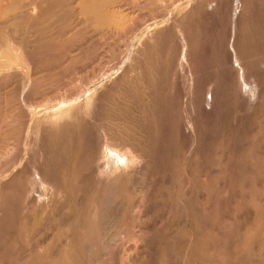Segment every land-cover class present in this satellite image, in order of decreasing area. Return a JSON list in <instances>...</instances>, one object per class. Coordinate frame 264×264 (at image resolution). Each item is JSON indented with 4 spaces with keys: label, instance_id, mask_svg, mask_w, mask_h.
Here are the masks:
<instances>
[{
    "label": "rangeland",
    "instance_id": "obj_1",
    "mask_svg": "<svg viewBox=\"0 0 264 264\" xmlns=\"http://www.w3.org/2000/svg\"><path fill=\"white\" fill-rule=\"evenodd\" d=\"M16 1L0 0V38L23 44L0 52V264H264V0H40L39 21ZM90 102L95 124L79 113ZM62 107L73 125L36 137ZM102 139L121 156L115 181L97 178Z\"/></svg>",
    "mask_w": 264,
    "mask_h": 264
},
{
    "label": "bare ground",
    "instance_id": "obj_2",
    "mask_svg": "<svg viewBox=\"0 0 264 264\" xmlns=\"http://www.w3.org/2000/svg\"><path fill=\"white\" fill-rule=\"evenodd\" d=\"M5 1V0H4ZM4 1L3 0H1V3L3 2L4 3ZM44 1V0H43ZM49 1V0H48ZM85 1V0H84ZM87 1V0H86ZM85 1V2H86ZM94 1H96V0H94ZM93 1V2H94ZM103 1V0H102ZM111 1V0H110ZM162 1V0H161ZM252 1H254V0H252ZM261 1V0H260ZM52 2V1H51ZM106 2V1H105ZM160 2V1H159ZM198 2V1H197ZM43 3V2H42ZM41 2H40V0H17L16 1V8H17V13L19 14V15H21V16H25V15H29V18H30V16H32V17H34L35 15L34 14H36L35 13V10L37 9V8H40L41 7V4H42ZM99 3V2H98ZM157 3V2H156ZM217 3V2H216ZM86 4H90V2L89 3H86ZM86 4H84L85 6H87ZM92 4H94V3H92ZM91 4V5H92ZM258 4V3H257ZM5 5V4H4ZM96 5V4H95ZM94 5V6H95ZM102 5V4H101ZM200 5V4H199ZM204 5V4H203ZM217 5V4H216ZM1 6H2V4H1ZM43 6H44V4H43ZM45 6H47V5H45ZM57 6V5H56ZM83 6V5H82ZM90 6V5H89ZM201 6V5H200ZM58 7V6H57ZM60 7V6H59ZM84 7V6H83ZM93 7V6H92ZM96 7V6H95ZM145 7V6H144ZM147 7V6H146ZM167 7H168V5H167ZM205 7H207V6H205ZM238 7V6H237ZM44 7H42V8H40L41 10L43 9ZM94 8V7H93ZM102 8V7H101ZM100 8V9H101ZM123 8V7H122ZM239 8V7H238ZM86 10H87V7L85 8ZM84 9V10H85ZM90 9V8H89ZM95 9V8H94ZM242 9V8H241ZM93 10V9H92ZM92 10H91V12H89V13H93L92 12ZM173 10V9H172ZM220 10V9H219ZM262 10V9H261ZM46 11V10H45ZM94 11V10H93ZM102 11H103V9H102ZM112 11V10H111ZM244 11V10H243ZM39 12H40V10H39ZM85 13H86V11H84ZM83 12V13H84ZM100 12V11H99ZM241 12V11H240ZM259 12H260V10H259ZM106 13V12H105ZM111 13V12H110ZM113 13H115V12H113ZM155 13V12H154ZM46 14V13H45ZM44 13L43 14H40V15H45ZM55 14V13H54ZM97 14V13H96ZM95 14V15H96ZM119 14V13H118ZM165 14V13H164ZM256 14H258L257 12H256ZM261 14V13H260ZM34 15V16H33ZM170 15V14H169ZM237 15V14H236ZM255 15V14H254ZM263 16H264V13L262 14ZM11 16V15H10ZM58 16V15H57ZM99 16H102V15H99ZM98 16V17H99ZM113 16V15H112ZM111 16V17H112ZM162 16V15H161ZM241 16V15H240ZM251 16H253V15H251ZM255 16H257V15H255ZM28 17V16H27ZM35 17H37V16H35ZM34 17V18H35ZM53 17H54V15H53ZM97 17V18H98ZM103 17H104V15H103ZM259 17H261V16H259ZM3 18V17H2ZM41 18V17H40ZM99 18H101V17H99ZM107 18H108V15H107ZM106 18V19H107ZM255 18H257V17H255ZM6 19V18H5ZM12 19V18H11ZM35 19H37V21H39V17H37V18H35ZM104 19V18H103ZM113 19H114V17H113ZM261 19H262V17H261ZM264 19V18H263ZM1 20V19H0ZM30 20H34L33 18H31ZM107 20H110V17H109V19H107ZM106 20V21H107ZM148 20V19H147ZM152 20V19H151ZM170 20V19H169ZM253 20V19H252ZM258 20V19H257ZM2 21V20H1ZM45 21V20H44ZM105 21V22H106ZM172 21V20H171ZM182 21V20H181ZM103 22V21H102ZM237 22V23H236ZM32 23V22H31ZM38 23V22H37ZM99 23V22H98ZM148 23V22H147ZM232 23V22H231ZM251 23H252V21H251ZM258 23V22H257ZM4 24V23H3ZM43 24V23H42ZM104 24V23H103ZM236 24L238 25V21H237V18H236V20H234V27H233V29H234V36H235V33H236V31L238 32V30L236 29ZM261 24V23H260ZM264 24V23H263ZM6 25V24H5ZM11 25V24H10ZM14 25V24H13ZM165 25V24H164ZM254 25V24H253ZM17 26H18V24H17ZM17 26H16V28H17ZM35 26V25H34ZM41 26V25H40ZM100 26H102V25H100ZM262 26V25H261ZM3 27V26H2ZM20 27V26H19ZM163 27V26H162ZM172 27H174V25H172ZM240 27V26H239ZM242 27V26H241ZM254 27V26H253ZM252 27V28H253ZM260 27V26H259ZM14 28H15V26H14ZM142 28V27H141ZM164 28H166V26L164 27ZM176 28V27H175ZM248 28V27H247ZM262 27H260V29H261ZM157 29V28H156ZM246 29V28H245ZM250 29V28H249ZM256 29H257V27H256ZM259 29V28H258ZM242 30V29H241ZM10 31V30H9ZM15 32L17 31L18 32V30L16 29V30H14ZM148 31H149V29H148ZM153 31V30H152ZM151 30H150V34L152 35V32ZM181 31V30H180ZM184 31V30H183ZM240 31V30H239ZM260 30H258V32H259ZM263 31V30H262ZM185 32V31H184ZM243 32V31H242ZM247 32V31H246ZM261 32V31H260ZM5 33H6V31H5ZM7 33H8V31H7ZM148 33V32H147ZM154 33V32H153ZM156 33V32H155ZM158 33V32H157ZM248 33V32H247ZM251 33H253V32H251ZM255 33V35H256V32H254ZM14 34V33H13ZM16 34V33H15ZM18 34V33H17ZM25 34V33H24ZM164 34V33H163ZM246 34V33H245ZM20 35V34H19ZM41 35V34H40ZM144 35V34H143ZM151 35H147L148 37H150ZM154 35V34H153ZM151 36V37H153V38H151V41H152V39H154V37H156L155 35L154 36ZM187 35V34H186ZM236 35H238V34H236ZM241 35V34H240ZM254 35V36H255ZM8 37L10 36V35H7ZM6 35H4L2 38H0L1 39V41H0V52H2V53H4L3 51H8L9 50V48H10V46L13 44V43H16V42H13V40H9L8 39V37H7ZM16 36V35H15ZM14 36V37H15ZM18 36V35H17ZM25 36V35H24ZM52 36V35H51ZM157 36H158V34H157ZM185 36V35H184ZM239 36V35H238ZM263 36V35H262ZM27 37V36H26ZM139 37V36H138ZM189 37V36H188ZM249 37V36H248ZM251 37V36H250ZM259 37V36H258ZM18 38V37H17ZM260 38V37H259ZM258 38V40H260ZM149 39L150 38H148L147 40L149 41ZM232 39V38H231ZM234 39H235V37H234ZM234 39H233V53H234V56H232L233 57V59L232 60H234L235 61V63L237 62V64L238 65H236V66H238V70H239V72L241 73V75L242 76H244L243 75V73H244V69H245V66L248 64V63H250L248 60H247V63H246V59L244 60V53L242 54V53H239L238 54V51H237V46L235 45V42H234ZM251 39H252V37H251ZM254 39V38H253ZM255 39H257V38H255ZM255 39H254V41H255ZM21 40V39H20ZM24 40H25V38H24ZM41 40V39H40ZM144 40L146 41V36H145V38H144ZM167 40V39H166ZM249 40V39H248ZM10 41H12L13 43L11 44L10 43ZM16 41V40H15ZM30 41V40H29ZM154 41V40H153ZM152 41V42H153ZM236 41H237V38H236ZM25 42V41H24ZM43 42V41H42ZM50 42V41H49ZM136 42V41H135ZM158 42V41H157ZM243 42H244V39H243ZM261 42V41H260ZM19 43V42H18ZM18 43H16V44H18ZM21 43V42H20ZM19 43V44H20ZM27 43V42H26ZM46 43V42H45ZM47 43H48V41H47ZM150 43V42H149ZM148 43V44H149ZM168 43V42H167ZM166 43V44H167ZM242 43V42H241ZM248 43V42H247ZM250 43V45H251V42H249ZM248 43V44H249ZM253 43V42H252ZM22 44V43H21ZM33 44V43H32ZM38 44V43H37ZM130 44V43H129ZM128 44V45H129ZM140 44V43H139ZM144 44H145V42H144ZM150 44H152V43H150ZM237 44V43H236ZM256 44H257V42H256ZM264 44V43H263ZM15 45V44H14ZM36 45V44H35ZM44 45V44H43ZM141 45V44H140ZM156 45V44H155ZM244 45V44H243ZM247 45V44H246ZM261 45V44H260ZM18 46H20V49H23V44H22V47H21V45H18ZM29 46V45H28ZM51 46V45H50ZM166 46V45H165ZM12 47V46H11ZM24 47H25V45H24ZM127 47V46H126ZM151 47V46H150ZM185 47V46H184ZM220 47V46H219ZM244 47V46H243ZM259 47V46H258ZM26 48H28V47H26ZM223 48V47H222ZM254 48H255V46H254ZM260 48V47H259ZM18 49H19V47H18ZM18 49H16V50H18ZM124 49V48H123ZM136 49V48H135ZM231 49V48H230ZM29 50V49H28ZM162 50H163V47H162ZM243 50V49H242ZM244 50H245V47H244ZM246 53L248 52V50H250V49H248V48H246ZM254 50V49H253ZM255 50H256V48H255ZM10 51H12L11 49H10ZM9 51V52H10ZM20 51V50H19ZM124 51V50H123ZM135 51V50H134ZM140 51V50H139ZM252 51V50H251ZM257 51H258V48H257ZM260 51H261V49H260ZM13 52V51H12ZM11 52V53H12ZM17 52V54H18V51H16ZM21 52V51H20ZM23 52V51H22ZM133 52V51H132ZM240 52V51H239ZM243 52V51H242ZM245 52V51H244ZM253 52V51H252ZM6 53H8V52H6ZM25 53V52H24ZM24 53L22 54V55H24ZM31 53V52H30ZM37 53V52H36ZM36 53H34L35 55H37ZM125 53V52H124ZM138 53V52H137ZM250 53V52H249ZM260 53V52H259ZM5 54V53H4ZM9 54V53H8ZM17 54H15V55H17ZM28 55H30L31 56V54H29V53H27ZM33 54V53H32ZM132 54V53H131ZM130 54V55H131ZM164 54V53H163ZM240 54H242V55H240ZM253 54H255V52L253 53ZM262 54V53H261ZM260 54V55H261ZM0 55H2V54H0ZM14 55V56H15ZM133 55H135V54H133ZM248 55V54H247ZM250 56H251V54H249ZM248 55V56H249ZM6 56V55H5ZM17 56H19V55H17ZM29 56V57H30ZM33 56V55H32ZM38 56V55H37ZM132 56V55H131ZM250 56H249V58H250ZM258 56V55H257ZM262 56V55H261ZM264 56V55H263ZM3 57V56H2ZM11 57V59H12V57L13 56H10ZM184 57V56H183ZM187 57V56H186ZM228 57V56H227ZM246 57V56H245ZM260 57V56H259ZM26 58V57H25ZM34 58H35V56H34ZM33 58V59H34ZM99 58V57H98ZM132 58V57H131ZM136 58V57H135ZM152 58H154V57H152ZM158 58V57H157ZM226 58V57H225ZM254 58V57H253ZM253 58H251V60L253 61H256L255 59H253ZM2 59V58H1ZM4 59L5 60H7L8 62H9V60L8 59H6L5 57H4ZM18 59V58H17ZM130 59V58H129ZM222 59V58H221ZM259 59V58H258ZM262 59H263V57H262ZM14 60H16V56H15V59ZM228 60V59H227ZM260 60V59H259ZM264 60V59H263ZM0 61H2V60H0ZM25 61H26V59H25ZM28 61V60H27ZM226 61V60H225ZM229 61V60H228ZM231 61V60H230ZM4 64H5V62H4V60L2 61ZM17 62V61H16ZM20 62V61H19ZM29 62V61H28ZM34 62H35V60H34ZM119 62V61H118ZM131 62V61H130ZM129 62V63H130ZM154 62V61H153ZM188 62V61H187ZM233 62V61H232ZM2 63V64H3ZM10 63H11V61H10ZM10 63H8V66H6L7 68L8 67H10L9 66V64ZM128 63V62H127ZM138 63V62H137ZM140 63V62H139ZM181 63V62H180ZM256 63V62H255ZM262 63V62H261ZM264 63V62H263ZM1 64V65H2ZM34 64V63H33ZM166 64V63H165ZM257 64V63H256ZM21 65V64H20ZM144 65V64H143ZM250 65V64H249ZM251 65H252V63H251ZM258 65V64H257ZM259 65H260V61H259ZM132 66V65H131ZM156 66V65H155ZM256 66V65H255ZM261 66V65H260ZM262 66H263V64H262ZM2 67H4V65L2 66ZM2 67H0V68H2ZM157 67V66H156ZM250 67V66H249ZM252 67H254V66H252ZM264 67V66H263ZM20 68V67H19ZM31 68V67H30ZM155 68V67H154ZM161 68H162V66H161ZM171 68V67H170ZM255 68V67H254ZM259 68V67H258ZM257 68V69H258ZM6 69V68H5ZM10 69H11V67H10ZM32 69V68H31ZM104 69V68H103ZM102 69V70H103ZM147 69V68H146ZM224 69V68H223ZM246 69H247V67H246ZM253 69V68H252ZM21 70H23V69H21ZM138 70V69H137ZM157 70V69H156ZM231 70V69H230ZM2 71V70H1ZM146 71V70H145ZM223 71V70H222ZM232 71V70H231ZM246 71V70H245ZM257 71V70H256ZM9 72V71H8ZM121 72V71H120ZM152 72V71H151ZM159 72V71H158ZM201 72V71H200ZM199 72V73H200ZM249 72V71H248ZM252 72V71H251ZM17 73H19V72H17ZM139 73V72H138ZM146 73V72H145ZM228 73V72H227ZM230 73V72H229ZM1 74V73H0ZM4 74H5V72H4ZM7 74V73H6ZM6 74H5V76H6ZM10 74H12V73H10ZM232 74V73H231ZM237 74V73H236ZM248 74V73H247ZM246 74V75H247ZM253 74V73H252ZM14 75H16V74H14ZM14 75H13V77H14ZM18 75V74H17ZM20 75V74H19ZM26 75V74H25ZM192 75V74H191ZM233 75V74H232ZM2 76H4L3 75V73H2ZM9 76V75H8ZM29 76V75H28ZM145 77V76H144ZM207 77V76H206ZM246 77V76H245ZM244 77V78H245ZM261 77V76H260ZM259 77V79H261ZM1 78V77H0ZM6 78V77H5ZM20 78V77H19ZM29 78V77H28ZM31 78V77H30ZM163 78H164V76H163ZM216 78V77H215ZM232 78V77H231ZM258 78V77H257ZM18 79V78H17ZM23 79V78H22ZM148 79V78H147ZM156 79H157V77H156ZM6 80V79H5ZM16 80V79H15ZM21 80V79H20ZM27 80H29V79H27ZM144 80V79H143ZM161 80H163V79H161ZM251 80H252V78H251ZM264 80V79H263ZM1 81V80H0ZM195 81V80H194ZM236 81V80H235ZM238 81V80H237ZM31 82H33V81H31ZM31 82H30V85H31ZM161 82V81H160ZM241 82V81H240ZM256 82H257V80H256ZM261 82V81H260ZM259 82V83H260ZM14 83V82H13ZM21 83V82H20ZM111 83V82H110ZM239 83V82H238ZM160 84H162V83H160ZM231 84V83H230ZM263 84V83H262ZM6 85V84H5ZM27 85V84H26ZM149 85H151V84H149ZM163 85V84H162ZM238 85V84H237ZM241 86H242V89H243V91H244V93L245 94H249V95H252V93H253V83H252V81L251 82H248V80H246V78L245 79H243L242 80V84H241ZM200 87V86H199ZM204 87V86H203ZM215 87V86H214ZM236 87V86H235ZM19 88H20V86H19ZM99 88H100V86H99ZM98 88V89H99ZM5 89V88H4ZM151 89H153V88H151ZM221 89V88H220ZM30 90V89H29ZM203 90V89H202ZM27 92H28V90H26ZM152 91V90H151ZM204 92H205V90H203ZM23 92V91H22ZM29 93V92H28ZM103 93H105V92H103ZM108 93V92H107ZM151 93V92H150ZM206 93H208V92H206ZM213 93V92H212ZM219 93V92H218ZM97 94H99V92L97 93ZM106 94V93H105ZM154 94V93H153ZM244 94V95H245ZM205 95V94H204ZM255 95V94H254ZM21 96H22V94H21ZM30 96V95H29ZM98 96V95H97ZM96 96V97H97ZM100 96V95H99ZM103 96V95H102ZM107 96V95H106ZM105 96V97H106ZM192 96V95H191ZM211 96V95H210ZM28 97V96H27ZM32 97V96H31ZM159 97V96H158ZM163 97V96H162ZM200 97V96H199ZM22 98V97H21ZM29 98V97H28ZM160 98V97H159ZM158 98V99H159ZM168 98V97H167ZM219 98V97H218ZM250 98V96L248 97V99ZM31 99V98H30ZM29 99V100H30ZM244 99V98H243ZM255 99H256V97H255ZM87 100V99H86ZM85 100V101H86ZM223 100V99H222ZM247 100V99H246ZM32 101V100H31ZM169 101V100H168ZM201 101V100H200ZM213 101V100H212ZM240 101V100H239ZM241 101H242V98H241ZM23 102V101H22ZM94 102V101H93ZM104 102V101H103ZM227 102V101H226ZM86 103V102H85ZM155 103V102H154ZM157 103V102H156ZM161 103V102H160ZM203 103V102H202ZM214 103H216V102H214ZM245 103V102H244ZM250 103V102H249ZM255 103V102H254ZM67 104V103H66ZM158 104H159V102H158ZM205 104V103H204ZM211 104V103H210ZM72 105V104H71ZM95 104L93 103V104H91V102L89 103V104H85V110H84V112L82 111L83 110V108H81L82 110H81V112H79V113H84V117L86 116V119L88 118L89 120V122L90 123H94L95 124V118H96V115H95V112H94V106ZM100 105V104H99ZM126 105V104H125ZM140 105V104H139ZM146 105V104H145ZM165 105V104H164ZM32 106V105H31ZM50 106V105H49ZM63 106V105H62ZM68 106V105H67ZM130 106V105H129ZM215 106V105H214ZM218 106V105H217ZM24 107V106H23ZM70 107V106H69ZM82 107V106H81ZM142 107V106H141ZM152 107V106H151ZM72 108V107H71ZM77 108H78V106H77ZM131 108V107H130ZM157 108H159V107H157ZM194 108V107H193ZM72 110V109H71ZM71 110H69V108H67V107H65V108H61L60 110H57V111H55V112H51V113H48V114H46V115H44L43 117H41V115H40V118H36V120L35 121H33L34 122V125L32 126L33 127V134L37 137L38 136V133L41 131V130H43L42 132H44V130H48V129H54V127H59V126H64V128H65V125H67L68 127H69V123H70V125H73V124H71V120H68V117L69 116H71V118L72 117H74V114H73V116L71 115ZM75 110V109H74ZM79 110V109H78ZM101 110V109H100ZM137 110V109H136ZM30 111H32V110H30ZM49 111V110H48ZM73 111V110H72ZM148 111V110H147ZM158 111V110H157ZM156 111V112H157ZM166 111H168V110H166ZM25 112H27V111H25ZM74 112V111H73ZM100 112V111H99ZM169 112V111H168ZM33 113V112H32ZM139 113H140V111H139ZM142 113V112H141ZM170 113V112H169ZM201 113V112H200ZM147 114V113H146ZM220 114V113H219ZM27 115V114H26ZM32 115V114H31ZM83 115V114H82ZM138 115V114H137ZM136 115V116H137ZM76 116H77V114H76ZM79 116V115H78ZM81 116V115H80ZM140 116H143V115H140ZM32 117V116H31ZM101 117V116H100ZM160 117H162V115L160 116ZM33 118H34V116H33ZM82 118V117H81ZM133 118V117H132ZM139 118V117H138ZM73 119V118H72ZM97 119V118H96ZM100 119V118H99ZM153 119V118H152ZM26 120H27V118H26ZM31 120V119H30ZM30 120H28V121H30ZM139 120V119H138ZM137 120V121H138ZM143 120V119H142ZM82 121H83V119H82ZM97 121V120H96ZM129 121V120H128ZM32 122V123H33ZM151 122H153V121H151ZM187 122V121H186ZM137 124V123H136ZM142 124V123H141ZM148 124V123H147ZM146 124V125H147ZM171 124V123H170ZM75 125V124H74ZM79 125V124H78ZM98 125V124H97ZM100 125V124H99ZM135 125V124H134ZM154 125V124H153ZM30 126V125H29ZM128 126V125H127ZM137 126V125H136ZM140 126V125H139ZM31 127V128H32ZM141 127V126H140ZM154 127V126H153ZM63 128V129H64ZM89 128V127H88ZM96 128V127H95ZM95 128H93V130L95 129ZM184 128V127H183ZM56 129V128H55ZM62 129V128H61ZM73 129V128H72ZM143 130V129H142ZM154 130V129H153ZM156 130V129H155ZM154 130V131H155ZM63 131V130H62ZM65 131V130H64ZM96 131V130H95ZM136 131V130H135ZM144 131V130H143ZM148 131V130H147ZM153 131V132H154ZM31 132V131H30ZM46 132V131H45ZM90 132V131H89ZM145 132V131H144ZM152 132V133H153ZM107 133V132H106ZM129 133V132H128ZM161 133V132H160ZM40 134V133H39ZM33 135V136H34ZM68 135V134H67ZM92 135H93V138H95V140H97L98 141V139L99 138H101V135L98 133V135L96 136L94 133H92ZM151 135V134H150ZM165 135V134H164ZM163 135V136H164ZM189 135V134H188ZM192 135V134H191ZM46 136V135H45ZM154 136V135H153ZM155 136H156V133H155ZM162 136V137H163ZM48 137V136H47ZM59 137V136H58ZM72 137V136H71ZM106 137V136H105ZM117 137H119V136H117ZM129 137V136H128ZM131 137H133V136H131ZM145 137V136H144ZM161 137V136H160ZM29 138V137H28ZM77 138V137H76ZM87 138V137H86ZM92 138V139H93ZM156 138V137H155ZM105 139V138H104ZM104 139H102L103 141H101V142H103V147H104V150L102 151V153H101V155H100V157H98L99 158V163H97V165H96V171H94V173L96 172V174H97V178L98 177H100V178H102V180L104 179L105 181L106 180H109V178L111 177V178H113V176L115 175V174H117V173H119L120 171V169H121V167L119 166V164L118 163H120L119 161H121L120 159H121V156L118 154V152H116V150H113L112 148H111V146H110V142L109 143H107V142H105V140ZM131 139H133V138H131ZM62 140V139H61ZM100 140V139H99ZM162 140V139H161ZM164 140V139H163ZM50 141V140H49ZM85 141V140H84ZM94 141V140H93ZM119 141H121V140H119ZM32 142H34V141H32ZM149 142H151L150 140H149ZM31 143V142H30ZM40 143V142H39ZM57 143V142H56ZM90 143V142H89ZM93 143V142H92ZM96 143V142H95ZM100 143V142H99ZM162 143V142H161ZM164 143V142H163ZM29 144V143H28ZM31 144H33V143H31ZM35 144V143H34ZM120 144V143H119ZM22 145V144H21ZM39 145V144H38ZM41 145V144H40ZM85 145V144H84ZM91 145V144H90ZM95 145V144H94ZM97 145V144H96ZM95 145V147L93 146L92 147V150H93V148H96L97 146H100V145H97L96 146ZM132 145V144H131ZM144 145V144H143ZM151 145H152V143H151ZM165 145V144H164ZM45 146V145H44ZM135 146H137V145H135ZM168 146V145H167ZM40 147H42V146H40ZM60 147V146H59ZM62 147V146H61ZM61 147H60V149H61ZM89 147V146H88ZM91 147V146H90ZM102 147V148H103ZM114 147V146H113ZM153 147V146H152ZM117 148V147H116ZM137 148V147H136ZM154 148V147H153ZM47 149V148H46ZM98 149V148H97ZM124 149V148H123ZM122 149V150H123ZM39 150V149H38ZM37 149H36V152L38 151ZM42 150V149H41ZM17 151V150H16ZM46 151V150H45ZM45 151H44V153H45ZM120 151V150H119ZM138 151V150H137ZM14 152V151H13ZM39 152V151H38ZM37 152V153H38ZM42 152V151H41ZM48 152L49 151H47V153H46V155L48 154ZM55 152V151H54ZM63 152V151H62ZM66 152V151H65ZM98 152V151H97ZM125 152V151H124ZM127 152V151H126ZM167 152V151H166ZM29 153V152H28ZM122 153V152H121ZM130 153V154H129ZM129 153H126V155H127V157L126 158H124L129 164L130 163H135V162H138L137 160H138V158L135 156V155H132L133 153L130 151ZM132 153V154H131ZM35 154V153H34ZM36 156H37V154H35ZM40 154H38V156H39ZM45 155V154H44ZM45 155V156H46ZM124 155V154H123ZM125 155V156H126ZM150 155V154H149ZM171 155V154H170ZM30 156H32V155H30ZM33 157V156H32ZM47 158H49L48 156H46ZM167 157V156H166ZM28 158H29V156H28ZM43 158V157H42ZM27 159V158H26ZM32 159V158H31ZM46 158H43L42 160L44 161ZM141 159V158H140ZM164 159V158H163ZM16 160H17V157H16ZM39 160V159H38ZM40 160H41V157H40ZM49 160V159H48ZM47 160V161H48ZM103 160V161H102ZM104 160H106V163L108 164V166H109V168H110V171L108 172L106 169H108V167H106V169H103V167H102V163H101V161L102 162H104V164H105V161ZM33 161H35V160H33ZM160 161V160H159ZM163 161V160H162ZM31 162V161H30ZM95 162V161H94ZM118 162V163H117ZM16 163V162H15ZM23 163V162H22ZM36 163V162H35ZM38 163V162H37ZM41 163V162H40ZM127 163V164H128ZM34 164V163H33ZM11 165H13V164H11ZM35 166H36V164H34ZM40 165V164H39ZM122 165V164H121ZM126 165V164H125ZM21 166V165H20ZM20 166H19V168H20ZM30 166H31V164H30ZM35 166H33L34 167V172H35V174H36V180H35V183H33L34 185H36L37 183L38 184H40L41 185V187L42 186H45L46 184H48L47 186H50L51 187V190H48V192L49 191H51V193H53L54 192V186H55V184H54V182L53 181H51L49 178H47V176L45 177L42 173L43 172H41V171H43V170H41L42 168H44V167H42L41 169L39 168L40 166H38L37 165V167H35ZM105 166V165H104ZM130 166H131V164H130ZM163 166V165H162ZM95 166H93V168H94ZM125 167V166H124ZM141 167V166H140ZM172 167V166H171ZM51 168H53V167H51ZM128 168V167H127ZM138 168V167H137ZM143 168H145V167H143ZM45 169V168H44ZM92 169V168H91ZM16 170V169H15ZM53 170V169H52ZM147 170H148V168H147ZM46 171V170H45ZM122 171V170H121ZM126 171H128V169L127 170H125V172ZM149 171V170H148ZM33 172V173H34ZM87 172V171H86ZM45 173V172H44ZM121 173V172H120ZM122 174V173H121ZM52 175V174H51ZM95 175V174H94ZM96 176V175H95ZM108 176V177H107ZM135 177V176H134ZM32 178V177H31ZM50 178H52V177H50ZM100 178H98L99 180H101ZM169 178V177H168ZM168 178H167V180H168ZM59 179V178H58ZM96 179V178H95ZM134 179V178H133ZM170 179V178H169ZM112 180V179H111ZM113 180L115 181V180H117L116 178H113ZM34 181V180H33ZM56 181V180H55ZM135 181V180H134ZM118 182V181H117ZM128 182V181H127ZM151 183V182H150ZM129 185H131V184H129ZM32 187V186H31ZM145 188V187H144ZM30 189H32V188H30ZM46 189V188H45ZM75 189V188H74ZM34 190V189H33ZM109 190V189H108ZM138 190V189H137ZM106 191V190H105ZM56 192V191H55ZM9 194V193H8ZM31 194V193H30ZM30 194H29V196H30ZM41 194V193H40ZM47 194V193H46ZM37 195V194H36ZM52 195V194H51ZM62 195V194H61ZM109 196V195H108ZM52 197V196H51ZM111 197V196H110ZM113 197V196H112ZM81 198V197H80ZM59 199V198H58ZM63 199V198H62ZM105 199H107V200H109L108 198H105ZM54 200V199H53ZM23 201V200H22ZM60 201V200H59ZM54 203V202H53ZM39 204V203H38ZM56 204V203H55ZM26 207V206H25ZM53 207V206H52ZM105 207V206H104ZM116 208V207H115ZM138 209V208H137ZM116 210V209H115ZM119 210H121V209H119ZM82 212V211H81ZM8 213V212H7ZM117 213H118V211H117ZM116 213V214H117ZM109 214V213H108ZM107 217V216H106ZM109 217V216H108ZM114 217V216H113ZM108 219V218H107ZM103 221V220H102ZM115 222V221H114ZM13 223V222H12ZM14 226V225H13ZM121 228V227H120ZM82 231V230H81ZM120 232V231H119ZM138 237V236H137ZM45 238V237H44ZM66 238V237H65ZM115 238V237H114ZM40 240H42V239H40ZM115 240V239H114ZM123 241V240H122ZM130 241V240H129ZM133 241V240H132ZM120 242V241H119ZM119 244V243H118ZM121 244V243H120ZM123 244V243H122ZM98 245V244H97ZM136 245V244H135ZM35 246V245H34ZM33 246V247H34ZM101 246V245H100ZM31 247V246H30ZM117 247V246H116ZM121 248V247H120ZM120 248H119V250H120ZM117 249V248H116ZM117 251H118V249H117ZM158 251V250H157ZM116 253V252H115ZM119 253V252H118ZM117 253V254H118ZM133 253V252H132ZM123 258V257H122ZM121 259V258H120ZM109 260V259H108ZM105 262V261H104ZM121 264V263H120Z\"/></svg>",
    "mask_w": 264,
    "mask_h": 264
}]
</instances>
